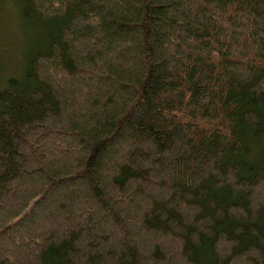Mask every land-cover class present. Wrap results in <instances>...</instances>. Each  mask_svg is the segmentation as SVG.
Instances as JSON below:
<instances>
[{"label":"trees","instance_id":"1","mask_svg":"<svg viewBox=\"0 0 264 264\" xmlns=\"http://www.w3.org/2000/svg\"><path fill=\"white\" fill-rule=\"evenodd\" d=\"M0 264H264V0H0Z\"/></svg>","mask_w":264,"mask_h":264},{"label":"rangeland","instance_id":"2","mask_svg":"<svg viewBox=\"0 0 264 264\" xmlns=\"http://www.w3.org/2000/svg\"><path fill=\"white\" fill-rule=\"evenodd\" d=\"M9 5L0 8V87L11 74L17 73L22 61V37Z\"/></svg>","mask_w":264,"mask_h":264}]
</instances>
